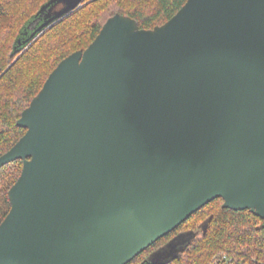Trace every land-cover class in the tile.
I'll use <instances>...</instances> for the list:
<instances>
[{
	"label": "water",
	"instance_id": "water-1",
	"mask_svg": "<svg viewBox=\"0 0 264 264\" xmlns=\"http://www.w3.org/2000/svg\"><path fill=\"white\" fill-rule=\"evenodd\" d=\"M84 1L49 0L18 46ZM17 124L0 264H128L219 198L264 219V0H188L149 30L115 14Z\"/></svg>",
	"mask_w": 264,
	"mask_h": 264
},
{
	"label": "trees",
	"instance_id": "trees-1",
	"mask_svg": "<svg viewBox=\"0 0 264 264\" xmlns=\"http://www.w3.org/2000/svg\"><path fill=\"white\" fill-rule=\"evenodd\" d=\"M48 1L0 0V156L26 133L17 122L49 75L63 59L87 49L110 17L120 13L135 19L140 29H154L169 21L188 0H85L21 48L22 31ZM22 169V160L0 169V224L10 211L9 191ZM221 202L219 198L205 205L128 264H210L220 253H228L233 264H264V219L248 209H216ZM181 233H191L189 243L175 257L166 263L150 262L152 253Z\"/></svg>",
	"mask_w": 264,
	"mask_h": 264
},
{
	"label": "rangeland",
	"instance_id": "rangeland-1",
	"mask_svg": "<svg viewBox=\"0 0 264 264\" xmlns=\"http://www.w3.org/2000/svg\"><path fill=\"white\" fill-rule=\"evenodd\" d=\"M84 3H85V1L82 3L81 6H83ZM87 3H89V1H87ZM87 3H86V4H87ZM116 14H118V13H116ZM219 204H220V205H219ZM219 204H216V205H217L216 209H219V207H222L223 204H224V202H221V203H219ZM216 209H208V210H209V211H211V210L215 211ZM220 209H221V208H220ZM188 226H191V225H188ZM224 254H225V253H220V254H218V255L222 256V255H224ZM155 255H156V254H155V252H154V253H152V254L148 257V259L150 260V262L166 263V262H168V261H170V260L172 259L171 256H164V257H162V256H155Z\"/></svg>",
	"mask_w": 264,
	"mask_h": 264
},
{
	"label": "built area",
	"instance_id": "built-area-1",
	"mask_svg": "<svg viewBox=\"0 0 264 264\" xmlns=\"http://www.w3.org/2000/svg\"><path fill=\"white\" fill-rule=\"evenodd\" d=\"M1 72V69H0ZM233 258L229 257L228 253H225L224 255H216L212 262L210 264H233Z\"/></svg>",
	"mask_w": 264,
	"mask_h": 264
},
{
	"label": "flooded vegetation",
	"instance_id": "flooded-vegetation-1",
	"mask_svg": "<svg viewBox=\"0 0 264 264\" xmlns=\"http://www.w3.org/2000/svg\"><path fill=\"white\" fill-rule=\"evenodd\" d=\"M176 236H178V235H175L174 237H173V239L176 237ZM173 239H171L170 241H172ZM169 241V242H170ZM168 244V243H167ZM167 244L164 246V247H161L160 249H158L157 251H155V253L157 254V253H163V252H165L166 251V246H167ZM163 248H165V249H163Z\"/></svg>",
	"mask_w": 264,
	"mask_h": 264
}]
</instances>
